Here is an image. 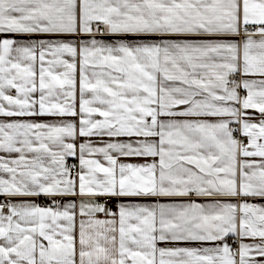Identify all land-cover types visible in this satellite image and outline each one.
Instances as JSON below:
<instances>
[{
  "label": "snow or ice",
  "instance_id": "obj_1",
  "mask_svg": "<svg viewBox=\"0 0 264 264\" xmlns=\"http://www.w3.org/2000/svg\"><path fill=\"white\" fill-rule=\"evenodd\" d=\"M0 198V264H264V0H0Z\"/></svg>",
  "mask_w": 264,
  "mask_h": 264
},
{
  "label": "crops",
  "instance_id": "obj_2",
  "mask_svg": "<svg viewBox=\"0 0 264 264\" xmlns=\"http://www.w3.org/2000/svg\"><path fill=\"white\" fill-rule=\"evenodd\" d=\"M128 162L138 163V162H142V161L132 159V160H130V161H128ZM0 199H2V198H0ZM38 202H40V203H45L46 201H44L43 199H41V200L38 201ZM253 202H255V203H260V204H264V200H256V201H253Z\"/></svg>",
  "mask_w": 264,
  "mask_h": 264
},
{
  "label": "built area",
  "instance_id": "obj_3",
  "mask_svg": "<svg viewBox=\"0 0 264 264\" xmlns=\"http://www.w3.org/2000/svg\"><path fill=\"white\" fill-rule=\"evenodd\" d=\"M72 162H74V161H72Z\"/></svg>",
  "mask_w": 264,
  "mask_h": 264
}]
</instances>
